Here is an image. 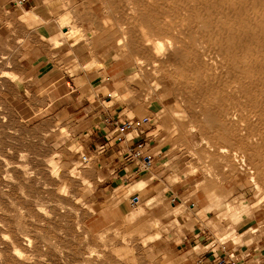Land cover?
Wrapping results in <instances>:
<instances>
[{
  "label": "rangeland",
  "instance_id": "rangeland-1",
  "mask_svg": "<svg viewBox=\"0 0 264 264\" xmlns=\"http://www.w3.org/2000/svg\"><path fill=\"white\" fill-rule=\"evenodd\" d=\"M198 1L56 0L54 14L64 40L102 48V64L81 67L103 69L105 107L156 118L189 180L229 195L217 214L232 233L218 239L264 257V68L243 62L250 54L241 50L249 32L235 34L241 17L209 5L221 10L208 21ZM168 42L163 56L158 45ZM40 80L0 71V264H198L202 250L182 238L189 209L169 201L150 209L134 196L143 184L129 182L125 198L107 191L85 150L82 115L48 108Z\"/></svg>",
  "mask_w": 264,
  "mask_h": 264
},
{
  "label": "crops",
  "instance_id": "crops-1",
  "mask_svg": "<svg viewBox=\"0 0 264 264\" xmlns=\"http://www.w3.org/2000/svg\"><path fill=\"white\" fill-rule=\"evenodd\" d=\"M55 1L0 0V71L40 78L37 93L48 103V108L58 104L63 113L82 115L81 119L86 122L85 150L96 157L103 176L101 183L106 185L107 191L123 192L121 197L125 198L127 191L123 188L129 182L135 184L134 187L143 184L134 196L138 197L139 203H148L150 209L165 208L168 201L170 205L175 206L178 202L179 207L188 208V218H193L192 227L182 234L183 241L204 253L214 239L226 238L232 233V227L221 222L217 214L218 207L230 199L229 195L219 187L199 189L196 180H189V173L173 163L172 144L168 135L157 129L158 120L153 117H145L149 119L145 140L153 153V165L132 182L137 177L131 176L134 166L123 162L119 146L106 144L99 127L106 115L121 117L117 110L104 105V96L98 89L103 84V69L81 67L88 63L102 64V48L95 43L72 44L60 36L63 28L54 14ZM55 40L61 41L60 45L55 46ZM74 69H77V75H69ZM81 80L85 86L79 87L77 82ZM168 162L171 164L167 165ZM175 176L179 181L169 186L167 179ZM200 183L207 184L204 180ZM239 228L237 226L236 232ZM228 249L238 251L242 257L248 256L252 264H264L263 254L259 255L257 248L228 244ZM200 252L193 259L203 254Z\"/></svg>",
  "mask_w": 264,
  "mask_h": 264
},
{
  "label": "built area",
  "instance_id": "built-area-1",
  "mask_svg": "<svg viewBox=\"0 0 264 264\" xmlns=\"http://www.w3.org/2000/svg\"><path fill=\"white\" fill-rule=\"evenodd\" d=\"M148 118H121L106 115L102 121V136L106 144L120 147L124 163L134 166L132 177L141 175L153 165V153L145 140ZM124 145V146H122ZM83 161L88 162L86 156ZM248 256L242 257L238 251L229 250L227 242L214 239L210 247L199 257L198 264H252Z\"/></svg>",
  "mask_w": 264,
  "mask_h": 264
},
{
  "label": "bare ground",
  "instance_id": "bare-ground-1",
  "mask_svg": "<svg viewBox=\"0 0 264 264\" xmlns=\"http://www.w3.org/2000/svg\"><path fill=\"white\" fill-rule=\"evenodd\" d=\"M193 1V0H192ZM198 3H200V4H205V5H208V8L210 7L209 5H211L212 6V8H213V5H216V7H217V5L218 6H220V8L223 6H226V7H224L226 10H227V12H230L231 14H234L235 16H240L241 18H240V20H241V22H240V20H238L240 23L239 24H237V26H236V32L237 33H235V31L233 32L232 30H234V29H230V31H232L231 33H235L236 34V36L237 35H239L240 36V34L239 33H242V32H249V33H247V34H243V36L244 35H246V37L244 38V40L242 39L243 38V36H242V38L241 37H239V38H236V39H241V40H243L242 42H243V49H241L242 47L241 46H239L238 44V46L239 47H241L240 49L243 51L242 53H243V56H244V54H250L248 57H246V56H244V60H243V62H246V61H248V60H250V61H252V62H254V63H259L260 61L262 62V65L259 67V69H263L264 68V0H199L198 1ZM196 4V3H195ZM222 4V5H221ZM199 5V4H198ZM197 5V6H198ZM198 7H201L202 8V6H198ZM205 7V6H204ZM181 8H183L182 7V5H181ZM194 8V7H193ZM195 8H197V7H195ZM212 8H209L210 10H207L206 9V7H205V10L204 11H209V14H210V17L209 16H207V17H205L208 21H212L213 22V18H214V16L216 17L217 16V14L219 13L218 11H220V10H218V11H214ZM218 8V7H217ZM204 9V8H203ZM225 9L224 10H222V11H225ZM230 9V10H229ZM198 10H200V8L198 9ZM198 10H194V11H198ZM202 10V9H201ZM193 11V12H194ZM203 11V10H202ZM199 12V13H203V12ZM206 11V12H207ZM222 11L220 12V13H222ZM198 12H196V14L198 13ZM206 12H204V14L206 13ZM218 12V13H217ZM198 13V14H199ZM208 13V12H207ZM224 13H226V12H224ZM229 13V14H230ZM182 14H183V12H182ZM185 14V13H184ZM194 14H195V12H194ZM197 14V15H198ZM203 14V16H205ZM209 14H207V15H209ZM226 15V17L227 16H229V19L231 20L232 18H230V15ZM189 15V14H188ZM200 15V14H199ZM222 15H224L225 16V14H222ZM192 16H194V15H192ZM201 17H202V15H200ZM196 17V16H195ZM219 17V16H218ZM203 17H202V20H201V18H200V20H198V21H203ZM218 19H220L221 21L223 20V19H221V18H218ZM238 19V18H237ZM146 19H144V21H145ZM152 20H154V18L152 19ZM151 19H150V22L152 21ZM206 20V21H207ZM220 20H218V21H220ZM236 20V19H235ZM135 21V24L134 25H138L139 23H137V21L138 20H134ZM205 21V20H204ZM205 21V22H206ZM219 22V23H222V24H224V23H227V21H228V19H227V21L225 22L224 21V23H223V21L222 22ZM154 22V21H153ZM207 23H209L210 24V26H211V23L210 22H207ZM216 23H217V20H216ZM229 23V22H228ZM232 23V22H231ZM229 24V25H231V26H229L228 25V27H232V24ZM206 24V23H205ZM221 24V25H222ZM217 26H219L218 24H217ZM224 26V25H223ZM234 26V25H233ZM214 27H215V24H214ZM228 27H226L227 29H229ZM219 28H220V26L218 27V28H216V29H218L219 30ZM221 28H223V27H221ZM234 28V27H233ZM213 29H215V28H213ZM215 29V30H216ZM224 29H225V26H224ZM225 31V30H224ZM228 31V30H227ZM227 31H225V34H227L228 33V35H229V32H227ZM216 32H217V30H216ZM218 32H222L221 30H219ZM215 34V33H214ZM222 33H220L219 35L220 36H222V35H224V34H222ZM235 34H231V35H235ZM228 35H226V36H228ZM242 35V34H241ZM225 37V36H224ZM229 37V36H228ZM238 37V36H237ZM233 39V38H232ZM241 40H239V42L241 41ZM237 41V40H236ZM235 41V42H236ZM238 42V43H239ZM172 43V42H171ZM171 43H167L166 45H164V44H159L158 45V48L159 49H161L160 51H162V53H163V56H165V55H168V54H164V52L165 53H168L170 50H171V48H172V45H171ZM236 44V43H235ZM242 45V44H241ZM236 46V45H235ZM237 47V46H236ZM233 52V51H232ZM234 53V52H233ZM241 53V54H242ZM231 54V53H230ZM233 55V54H232ZM234 56H235V54H234ZM243 56L241 57V59L243 58ZM238 57H240V56H238ZM229 58V57H228ZM230 58H231V56H230ZM237 59V58H236ZM232 61L234 62V60H233V57H232ZM232 62V64H234ZM230 68V67H229ZM244 73H246V72H243L242 73V75H244ZM247 75H249V73H247ZM247 75H245V76H247ZM240 164H242V163H240ZM245 164V163H244ZM255 178H253V182H255V180H254ZM215 221V220H214ZM218 221V220H217Z\"/></svg>",
  "mask_w": 264,
  "mask_h": 264
}]
</instances>
